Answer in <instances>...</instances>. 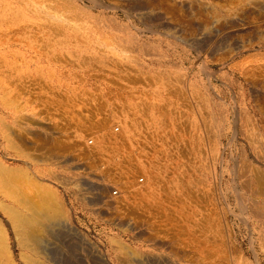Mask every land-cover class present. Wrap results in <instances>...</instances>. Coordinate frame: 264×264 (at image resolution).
<instances>
[{
	"label": "rangeland",
	"instance_id": "obj_1",
	"mask_svg": "<svg viewBox=\"0 0 264 264\" xmlns=\"http://www.w3.org/2000/svg\"><path fill=\"white\" fill-rule=\"evenodd\" d=\"M1 167L105 254L115 235L137 256L264 264V0H0ZM101 169L144 206L171 191L173 221L110 206L125 195Z\"/></svg>",
	"mask_w": 264,
	"mask_h": 264
},
{
	"label": "bare ground",
	"instance_id": "obj_2",
	"mask_svg": "<svg viewBox=\"0 0 264 264\" xmlns=\"http://www.w3.org/2000/svg\"><path fill=\"white\" fill-rule=\"evenodd\" d=\"M60 16H61V14H60ZM54 30H56V29L54 28ZM91 32H92V29H91ZM92 33H94V32H92ZM58 34H59V31H58ZM107 42H108V40H107ZM105 43H106V41H105ZM106 45H108V44H106ZM99 47H101V46H99ZM56 96H57V94H56ZM42 99H44V97ZM64 102H65V99H64ZM49 109H51V108L49 107ZM47 111H48V108H47ZM41 112H43V111H41ZM100 123H98V124H100ZM3 125H2V127L4 128L5 126H3ZM81 128H83V127H81ZM88 128H89V126H88ZM46 129H47V127H46ZM93 129H95V127H93ZM254 129H256V128H254ZM99 130H100V128H99ZM80 131L82 132V130H80ZM88 131L89 130H87V133H89ZM14 134L16 135V133H14ZM16 136H18V135H16ZM98 138H100V137H98ZM4 139H5V137H4ZM149 140H150V138H149ZM102 143L106 144L107 140L103 141ZM11 144H13V142ZM21 144H24V143H21ZM41 145L43 147V144H41ZM73 145H74V143H73ZM116 145H118V144H116ZM52 147H54V146L52 145ZM52 149H49V147H48L47 151H50ZM109 149H107V151H109ZM101 151L102 152L105 151L104 145L102 146V148H101V146H98V147H94L90 150H86V151L83 150V152H81L80 156L84 158V156H82V155H85V156H88L89 159H93L95 157V155H101ZM67 158H69V157H67ZM41 159L42 158H40L39 161H42ZM125 164H126V162H125ZM130 168H132V167H130ZM21 170H22V168H21ZM0 171H2V173L4 172L9 177H12V176L16 177L19 173L21 174L20 170H5V168H3V167L0 168ZM108 171H109V169L108 170L101 169L100 174H99V176H97V178H106L109 181L111 177H110ZM111 171H109V172H111ZM137 171H139V170H137ZM26 173H28V172H26V170H25V174ZM135 174H137V173H135ZM116 175L118 176V174H116ZM132 175H134V174H132ZM138 175H139V173H138ZM138 175H137V177H139ZM30 176H33V174L32 175L30 174ZM149 176H151V175L149 174ZM2 177H4V176H2ZM15 177L14 178L12 177L13 178L12 182H14L16 180L18 182V179H16ZM25 177H27V176H25ZM83 177L79 178V180H82V182H83V180H85L87 182L86 178H83ZM6 178H4V179H6ZM118 178L119 179L116 181H109V182H112L113 185H116L118 188V191L121 194L125 195V200L122 201L124 204L121 206V204L118 202H111L110 201V206L117 207V208L121 207V208H125V209H132L134 212L137 209H139L140 211L142 209H145V211H148L145 214H148L150 216V217H148V220L145 222H149V220H150V221H154L157 224H162V223H167V222L172 220V217H171L172 213H171V215L169 214L170 211H169V207H168V206H171V203H170L171 201L170 202L168 201V199L170 197L167 195L169 190H166L167 193L165 192V195L168 198L163 197V196L160 197L161 195L159 196V194H158V196H156L152 201H149L144 206L143 201H141L139 199L140 197H144V194H140L141 192H137L138 190L136 191V186H135L136 184L133 183V181L132 182L128 181V179H129L128 174L123 173ZM152 178L154 179V177H152ZM9 179H8V182L10 181ZM66 180L73 182V183H74V181H76V179H74V178H66ZM8 182H5V180H4V182L0 181V212H1L0 213V264H90L88 262L91 261V263H92V261H93L91 256L93 258L97 259L98 261H100L102 264H110V262H113V263L115 262L117 264H132L133 262H135V264H179L176 261L170 260L168 257L161 256V255L160 256H155V255L137 256L138 254H136L126 243L123 242V240H120L119 237L115 236V235H112V238H110V241L107 242V248L108 249L106 251L107 254H105V253L99 251L97 249V247L95 248L93 245L88 243L86 241V239L84 237H82L80 235V233L73 226H71L65 218H63V216H62L63 211L62 210L64 208L60 209L57 205H55L54 199L52 200V197L50 195L51 192H50L49 188L42 186V185H40L38 187L36 185V188L34 189L35 194H32L31 190H29V191H31V193H27V192L23 191L21 188V184L19 185L16 182L12 183V184H8ZM32 182H33V180L31 181V184H33ZM35 182H36V180H35ZM142 182H143V180H142ZM258 182H259V180H258ZM245 183H246V187L248 189L249 188L248 182L245 181ZM84 185H86V184H84ZM97 186H98L97 188L101 187L100 185H97ZM262 186H264V185H262ZM246 187H245V189H246ZM95 188H96V186H95ZM102 188H104V187H102ZM107 188L109 189V187H107ZM93 189H94V187H93ZM160 189H162V187ZM103 191H105V190H103ZM103 191L101 190V192H103ZM169 192H171V191H169ZM98 196L102 199L101 195H98ZM98 196H96V198ZM50 197H51V199H50ZM99 197L97 200H99ZM103 199H104V197H103ZM119 199H121V198H119ZM100 200L98 203H100ZM176 202H178V201H176ZM91 203H92V201H91ZM59 206H61V205H59ZM61 208H62V206H61ZM132 210L131 211L126 210V211H127V213L129 212V214H130L131 212L133 213ZM101 213H102V210H101ZM129 214H127V215L129 216ZM127 215H124V216H127ZM242 217L243 216H241V218ZM142 218L144 220L143 216H142ZM245 220H246V215L243 217V221H245ZM120 223L121 222H119L117 227L123 229L124 224H122L123 222L121 224ZM127 223H128V221H127ZM179 223H181V222H179ZM141 225L145 226L144 223H142ZM167 225H169V224L167 223ZM153 227H156V226L154 225ZM246 228H247V226H246ZM134 229H136V228H134V224H128L126 229L125 230L123 229L122 232L133 231ZM159 233H161V232H159ZM122 239H123V237H122ZM150 241H153L155 243V245H159L160 243H163V242L157 241L156 239H151ZM204 252H206V251H204ZM85 253H87V254H85ZM208 255L210 257H212L211 256L212 254L210 255V253ZM209 256H207V257H209ZM89 258H91L92 260L90 259L88 261Z\"/></svg>",
	"mask_w": 264,
	"mask_h": 264
}]
</instances>
